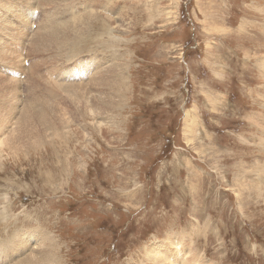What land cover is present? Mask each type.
Here are the masks:
<instances>
[{
    "label": "rangeland",
    "instance_id": "rangeland-1",
    "mask_svg": "<svg viewBox=\"0 0 264 264\" xmlns=\"http://www.w3.org/2000/svg\"><path fill=\"white\" fill-rule=\"evenodd\" d=\"M46 1L0 0L3 93L69 118L3 152L0 243L42 229L61 264H158L148 250L176 237L206 264H264V0ZM114 62L128 80L110 86L117 107L76 116L78 87Z\"/></svg>",
    "mask_w": 264,
    "mask_h": 264
},
{
    "label": "bare ground",
    "instance_id": "bare-ground-1",
    "mask_svg": "<svg viewBox=\"0 0 264 264\" xmlns=\"http://www.w3.org/2000/svg\"><path fill=\"white\" fill-rule=\"evenodd\" d=\"M41 1V0H40ZM50 1V0H49ZM52 4L54 3L53 0H51ZM55 1V0H54ZM66 1V0H65ZM65 1H63L65 3ZM26 2V1H25ZM44 2L46 3L47 5V1L44 0ZM33 3V2H32ZM39 3V2H38ZM57 3V0L55 1V4ZM40 4V3H39ZM54 4V5H55ZM5 5V4H4ZM40 5H42V7L44 8L43 4L41 3ZM32 6V5H31ZM51 6V5H50ZM58 6V5H57ZM40 7V6H39ZM52 7V6H51ZM60 7V6H59ZM58 7V8H59ZM22 8V7H21ZM37 8V7H35ZM48 8V7H47ZM53 8V7H52ZM38 9V8H37ZM41 9V8H40ZM98 9V8H97ZM6 11V10H5ZM9 11V10H8ZM16 11V10H15ZM54 11V10H53ZM1 12V11H0ZM11 13V11H10ZM18 13V11H17ZM87 13V12H86ZM2 14V12L0 13ZM95 14V13H93ZM92 14V15H93ZM15 15V14H14ZM21 16V14H19ZM78 15V14H76ZM88 15V13H87ZM86 15V16H87ZM126 12H124L120 17L123 19L124 17H126ZM47 16V15H45ZM49 16V15H48ZM59 16V15H58ZM57 16V17H58ZM82 16H85V14H83ZM85 16V17H86ZM5 17V16H4ZM52 17V16H50ZM74 17V15L72 16ZM54 18V17H53ZM84 18V17H82ZM80 21L78 20H75V23L71 26L70 24L67 25V24H62L60 25L61 23H59V27L56 29V27L52 28V30L50 31L49 30V34L46 35L48 37V43H56L58 41L61 42V35L63 36H69L68 33L70 31V34H71V31L73 32L74 30H76V33L81 30V27L85 24V18L82 19ZM89 18V17H88ZM1 19V18H0ZM5 19V18H4ZM87 19V18H86ZM121 19V20H122ZM3 20V19H2ZM88 20V19H87ZM54 21V20H52ZM50 20V22H52ZM56 21L55 20V25H56ZM3 22V21H2ZM1 22V23H2ZM9 23V22H8ZM78 23V24H77ZM121 23V22H120ZM124 23V22H122ZM122 23H121V26H122ZM53 24V23H52ZM16 26V25H15ZM50 25H48L49 27ZM124 26V24H123ZM12 27V26H11ZM127 27V26H126ZM130 27V26H129ZM7 28V27H5ZM15 28V27H14ZM84 28V27H83ZM227 28V27H226ZM37 32V31H36ZM3 34V33H2ZM7 34V33H6ZM81 34V33H80ZM79 34V35H80ZM114 36V35H113ZM112 36V38H113ZM11 37V36H10ZM66 37V38H67ZM117 37V36H115ZM69 38V37H68ZM60 39V40H59ZM67 40H70L67 39ZM118 40V39H117ZM62 42H65V41H62ZM69 42V41H68ZM110 42V43H109ZM109 43V46L110 45H115L119 42L117 41H114L113 39H110L108 41ZM123 44V43H121ZM54 45V44H53ZM61 45V44H59ZM63 45V44H62ZM61 45V46H62ZM51 46V45H50ZM50 46H48L50 48ZM66 46V45H65ZM107 45V47H109ZM58 47V46H56ZM117 47V46H116ZM61 47H59V50H60ZM113 48V47H112ZM4 49V47H3ZM69 49V48H68ZM66 49V50H68ZM62 50V49H61ZM118 50V49H116ZM2 51V50H1ZM115 51V50H114ZM5 52H7L5 50ZM15 52V51H14ZM13 52V53H14ZM22 52V51H21ZM57 52H60V54L63 55V53H61L62 51H57ZM12 53V52H11ZM1 54V53H0ZM6 54V53H5ZM9 54V53H8ZM65 54V53H64ZM117 55V54H116ZM2 56V55H1ZM12 56V54L10 55ZM21 56V55H20ZM19 56V57H20ZM115 56V54H114ZM6 58H8L7 56H5ZM18 57V58H19ZM22 57V56H21ZM63 57V56H62ZM61 57V58H62ZM12 58V57H11ZM112 58V56H111ZM119 58V57H118ZM2 59V57H1ZM21 59V58H20ZM44 59V58H43ZM68 59V58H67ZM115 59L116 56H115ZM113 59V60H115ZM66 60V59H65ZM119 60V59H118ZM18 61V60H17ZM60 61V60H59ZM68 61V60H67ZM117 61V60H116ZM20 62V61H19ZM113 62V61H112ZM116 63V62H114ZM13 64V63H12ZM20 64L22 65V62H20ZM103 64V62H102ZM106 64V62L104 63ZM20 65V66H21ZM126 65L124 66L121 62L120 63H116V65H107L105 66V68L103 69L104 70V74L106 73L105 76L99 74V77H100V81L101 82H97V81H94V78L96 77V75H98V73L96 72H93V73H90V80H93V82H91L88 86H89V90H82L80 87H78L79 89V92L75 93V96L72 98H70L71 100V103H73V106H71L72 110H74V114H76V116H80V118L84 119L85 117L87 116H90L91 118H95V116L98 115H101V112H107L113 108L116 103V99L114 100V95L112 93L113 90H118V89H115V88H112L111 89V84L114 85L115 87L116 86H120L122 83L125 84V81L127 80V74H125L126 72V69L127 67ZM54 68V67H53ZM97 69V68H96ZM114 69H117L113 72ZM81 70V69H79ZM100 70V69H99ZM18 71V70H17ZM84 71H85V74L87 75L88 74V71L86 68H84ZM19 72V71H18ZM18 72L15 73L16 76H18ZM79 72V71H78ZM22 73V72H21ZM20 73V74H21ZM82 73V71H81ZM100 73V72H99ZM47 74V73H46ZM78 74V73H77ZM84 72H83V75L85 76ZM92 74V75H91ZM48 75V74H47ZM57 75V74H56ZM81 75V74H80ZM6 76V75H5ZM15 76V77H16ZM50 76V74H49ZM53 76V75H52ZM1 77H3L1 75ZM1 77H0V84H5L6 82H9L10 84V80L8 81H2L1 80ZM13 77V76H12ZM38 77V76H37ZM46 77V76H45ZM58 77V76H56ZM86 77V76H85ZM129 77V76H128ZM47 78V77H46ZM45 78V80H47ZM51 80V78L53 79L52 82L55 80L53 77H49ZM60 78V77H59ZM58 78V79H59ZM62 78V77H61ZM60 78V79H61ZM84 78V77H83ZM92 78V79H91ZM12 79V78H11ZM18 79V78H17ZM21 80V78H20ZM32 80V79H31ZM12 81H15V80H12ZM17 81V80H16ZM26 81V79H25ZM30 81V80H29ZM34 81V80H33ZM19 82V81H18ZM22 82V81H21ZM49 81L47 80L46 82L44 83H48ZM51 82V83H52ZM79 82V81H78ZM98 84H97V83ZM128 82V80H127ZM12 83V82H11ZM16 83V82H15ZM14 83V84H15ZM43 83V84H44ZM50 83V84H51ZM55 83V82H54ZM1 84V85H2ZM13 84V85H14ZM18 83H16L17 85ZM22 84V83H21ZM27 84H28V81H27ZM33 84V83H32ZM46 84V85H47ZM48 85V86H52L51 85ZM61 84V83H60ZM88 84V83H87ZM0 85V89L2 90V88H4V86L6 85H2L3 87H1ZM29 85V84H28ZM39 85V84H38ZM58 85V84H57ZM83 85V84H82ZM40 86V85H39ZM84 86V85H83ZM45 90L48 88L47 86H45ZM69 87V85H68ZM74 87V86H73ZM98 87V88H97ZM5 88H11V84L6 86ZM22 88V87H21ZM54 87H52L51 89L54 91L55 88L53 89ZM61 88V87H59ZM86 88V87H85ZM84 88V89H85ZM88 88V87H87ZM86 88V89H87ZM50 89V90H51ZM77 88H75L76 90ZM123 89V88H122ZM122 89H119V90H122ZM10 90V89H9ZM13 90H14V96L12 99H9L7 96V94H5V91L3 93V90L2 92L0 91V119L2 118L3 120L1 121H4V123H7L9 122V124H6V126L4 125L3 126V123L0 121V163L3 162V152L7 149H11L12 151H16L19 149V147H25V149L27 148L28 149V144L27 143H23L24 142V139H25V136H27V139H30L31 141H34V143H32L33 147L34 145H37L38 142H40L41 144H43L42 142L46 141L47 138H49V135H48V132L50 131L51 134H53V137H58L59 134H62V132L59 131V129L61 127H65L67 126V124L69 123V118H66V116H62V114H65L61 111H63L62 109L59 110L58 112L55 111V108H53L54 106H52L53 104H51V108L49 107H45L43 105H45V101L43 103L42 108L40 109H37L34 106V104H32V106H26V105H22L21 103H19L16 99L17 97L15 96V94L17 92H19L18 90V87H15L13 86ZM49 90V94H51L52 92ZM67 90V89H65ZM65 90H63L65 92ZM71 90V89H69ZM125 91V90H124ZM28 92V90H27ZM47 92V90H46ZM56 92V91H55ZM67 92V91H66ZM75 92V91H74ZM95 92V93H94ZM3 93V94H2ZM48 93V92H47ZM63 94V92H61ZM127 93V92H125ZM13 94V93H12ZM18 94V93H17ZM22 94V92H21ZM54 94V92L51 94V96ZM123 94V93H122ZM9 95H10V92H9ZM71 95V94H70ZM73 95V94H72ZM118 95H120V92L118 93ZM67 96V95H66ZM123 96V95H122ZM125 96V95H124ZM19 97V95H18ZM33 97V96H32ZM31 97V98H32ZM57 97V96H56ZM55 97V98H56ZM119 100L121 101V96L118 97ZM47 99V98H46ZM58 99V98H57ZM31 100V99H30ZM118 100V99H117ZM123 100V99H122ZM10 101V102H9ZM23 101V100H22ZM33 101V100H32ZM35 101V100H34ZM95 101H99L97 102L96 106H95ZM119 101V102H120ZM31 102V101H29ZM88 104H87V103ZM124 102V101H123ZM17 103L21 104L23 107H21V112L18 113L19 111H17ZM28 103V102H27ZM35 103V102H34ZM41 103V104H42ZM56 103V102H55ZM92 103V104H90ZM118 103V102H117ZM26 104V103H25ZM84 105L86 110L89 112V115L85 114L84 112L83 113H80V111H78L79 106L81 105ZM38 104H36L37 106ZM48 105V104H47ZM26 106V107H25ZM117 107V106H116ZM60 108V107H59ZM85 108H83L85 110ZM20 110V109H18ZM80 110V109H79ZM82 110V109H81ZM2 113V114H1ZM68 113V111H67ZM19 114V116L15 118V115ZM73 114V113H71ZM67 115V114H65ZM70 116V115H69ZM72 117V116H71ZM75 117V115H74ZM15 118V121L14 119ZM72 119V118H71ZM106 120V117L104 118ZM76 120V119H75ZM13 121L15 123H13ZM94 121V120H93ZM109 121V119H108ZM106 122V121H105ZM104 123V121H103ZM94 124H96V126H99V124L97 122H94ZM101 124V123H100ZM12 126H14L12 128ZM100 127V126H99ZM64 128V129H65ZM101 129V128H100ZM63 130V129H62ZM66 131V130H65ZM26 140V139H25ZM31 141H29V143H31ZM30 146V148L32 147ZM40 146V145H39ZM38 149V147H37ZM25 230V229H23ZM29 230V229H28ZM27 231V234L30 232V230ZM32 230V229H31ZM21 231V230H20ZM39 232L40 234H37L36 237L34 236H31L30 234L26 235L25 237L23 238H20L16 235H14V237L10 238V237H7L5 239V241H3V243H0V250L2 252V255L5 256L2 257L0 256V262H2V264H61V261L59 260L60 258H58V255H57V252L55 250V245L57 244V241L54 240L53 238H51V236L47 235L42 229H39ZM19 233V232H18ZM22 232H20L21 234ZM24 233V232H23ZM25 234V233H24ZM183 234V233H182ZM181 235V234H180ZM186 238V237H185ZM184 238V239H185ZM32 242H36L33 244L32 246ZM161 242V241H159ZM168 244L167 246L163 245L161 248H165L163 251L157 249V248H154L153 250L150 249L148 250L150 253H153L154 252V257H158V264H206L204 263L203 261L205 260H202V257H196V252H193V249L191 248L190 251H186V246H188L185 241H178L175 238H169L167 240ZM153 245V244H152ZM155 245V244H154ZM158 246H160L159 244H157ZM32 246V247H31ZM190 246V244H189ZM36 247V248H34ZM154 247V246H153ZM28 250V253H26V251ZM31 250V251H30ZM155 250V251H154ZM148 252V253H149ZM201 255V254H200ZM161 258V259H160ZM207 261V260H206ZM215 264V262H214Z\"/></svg>",
    "mask_w": 264,
    "mask_h": 264
}]
</instances>
